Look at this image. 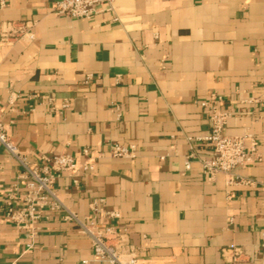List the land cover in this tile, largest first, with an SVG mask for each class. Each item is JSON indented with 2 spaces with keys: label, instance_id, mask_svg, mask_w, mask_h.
Returning <instances> with one entry per match:
<instances>
[{
  "label": "crops",
  "instance_id": "obj_1",
  "mask_svg": "<svg viewBox=\"0 0 264 264\" xmlns=\"http://www.w3.org/2000/svg\"><path fill=\"white\" fill-rule=\"evenodd\" d=\"M18 21L35 22L33 37L0 41V119L31 163L57 153L82 161L89 147L94 169L55 182L67 208L126 229L137 264H230L232 247L236 264H264V0H109L90 19L58 15L50 0H0V32ZM210 92L226 108L239 95L259 99L224 128L258 141L262 160L234 170L251 183L207 179L200 159L210 150L187 140L208 131L199 102ZM111 143L133 144L134 155L111 156ZM19 172L0 144V264H104L60 212L32 239L5 219ZM97 198L100 213L89 206Z\"/></svg>",
  "mask_w": 264,
  "mask_h": 264
},
{
  "label": "built area",
  "instance_id": "obj_2",
  "mask_svg": "<svg viewBox=\"0 0 264 264\" xmlns=\"http://www.w3.org/2000/svg\"><path fill=\"white\" fill-rule=\"evenodd\" d=\"M108 3L109 0H50L51 10L54 13L71 18L86 19H90L100 6H105ZM34 25V21L7 22L1 29L0 41H29L33 37ZM91 78L92 75L88 73L84 82H88ZM45 100L51 109H57L53 98L49 97ZM236 100L239 107L226 108L225 97L219 93L210 92L206 98L199 102L208 112V131L203 135L187 137L190 145L193 142H198L208 147L211 152L209 157L200 159L206 178L212 179L221 172L227 176L228 184L251 183L250 179H242L236 175L234 170L239 166L262 160L261 155L257 152L258 141L252 132L245 130L239 135L224 133V128L233 114L240 111L247 112L259 103L258 97L252 95H239ZM68 105V99H64L61 107ZM114 111L116 117L120 118L122 114L120 105H114ZM0 144L16 159L20 166L17 178L6 190L5 219L18 229L25 230L32 239L38 231V221L49 218V212H60L63 219L76 224L78 232L88 236L95 259L104 264H137L135 247L130 242L126 229H118L112 224L102 223L96 215L80 219L74 211L63 204L58 196L55 182L62 173L73 176L79 171L94 169L96 157L91 155L89 147L82 149V154L85 157L82 161L68 153H57L50 157L42 156L40 162L31 163L11 141L1 119ZM134 148L133 144L111 143L108 152L113 157H131L134 155ZM186 168H189V161H186ZM73 183L77 185L78 179L73 178ZM103 202V198L92 200L89 204L90 209L94 213H100L99 205ZM102 212L106 218L119 217V212L115 210ZM261 246L264 249V233ZM231 249L233 255L230 264H236L242 251L239 247ZM81 264H88V260L82 259Z\"/></svg>",
  "mask_w": 264,
  "mask_h": 264
}]
</instances>
